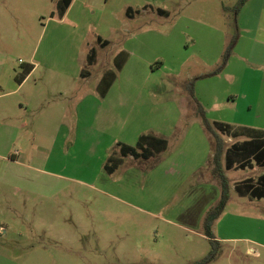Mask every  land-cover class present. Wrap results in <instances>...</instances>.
I'll list each match as a JSON object with an SVG mask.
<instances>
[{"label":"rangeland","instance_id":"374dc122","mask_svg":"<svg viewBox=\"0 0 264 264\" xmlns=\"http://www.w3.org/2000/svg\"><path fill=\"white\" fill-rule=\"evenodd\" d=\"M56 1L0 0V52L9 53L15 68L21 71V63L33 55L34 62L63 59L90 72L88 81L74 84L82 95L72 99L63 95H71L73 82L67 76L39 66L29 81L39 84L35 108L44 111L47 107L39 104L49 101L52 109L62 108L67 115L57 118L65 122L60 134L28 131L20 136L19 146L25 154L48 161L33 167L58 175L31 170L17 188L0 187V264H190L202 259L211 249L203 219L218 203L221 189L211 174V157L195 175L190 171L194 150L183 147L174 158L192 119L201 123L212 154V139L185 85L194 80L212 125L214 119H264L242 110L250 98L247 92L242 91L235 104L239 112L230 110L226 94L238 85L209 75L222 61L226 31L236 29L237 1L224 0L229 3L225 9L220 0H209L208 6L195 9L179 8L181 0H77V10L64 19L57 14ZM196 18L203 22L198 33L192 30ZM98 35L107 39V46L98 44ZM92 49L95 61L88 65ZM119 52L127 57L122 69L113 61ZM108 69L116 80L102 99L97 84ZM245 86L244 91L250 88ZM79 103L82 114L75 118L72 106ZM181 107L185 115L176 130L162 137L168 142L164 151L148 159L123 157L112 173L106 172L108 157L120 156L119 141L135 145L139 131L149 133L151 124L172 121ZM129 110V124H123ZM196 131L193 127L185 135L198 141ZM11 132L0 127V144L12 146ZM252 173L227 172L229 178ZM228 182L232 188L227 207L211 232L216 240L221 235L229 240L220 244L209 264H264V202L258 208L238 204L248 197H239L233 180ZM254 218L260 221L252 227ZM251 237H257L259 245L242 240ZM249 247L257 249L259 257L247 251Z\"/></svg>","mask_w":264,"mask_h":264},{"label":"crops","instance_id":"0c3cea01","mask_svg":"<svg viewBox=\"0 0 264 264\" xmlns=\"http://www.w3.org/2000/svg\"><path fill=\"white\" fill-rule=\"evenodd\" d=\"M236 1L237 0H234L232 2ZM109 2V0L105 1V3ZM111 2L113 3V1ZM220 2L223 4V8L228 9V1L220 0ZM76 3L77 0H72L64 16L60 19H64L65 17H67V15H69V13H71L72 10L75 9V7L77 10L78 6H76ZM186 5H193L195 9H200L201 7L208 6L209 0H181V3L178 5V7L185 8L184 6ZM84 6L86 7V5ZM193 22L194 23L192 26H195V29L192 30L198 33L197 26L201 25V23L203 22H201V18L193 19ZM235 26L236 29L234 31H230L229 33L226 31V36H224L223 38L225 41H227V45H225V43L221 45L222 48L220 52H224V56L231 40L235 38V42L230 51V55L219 73L213 75L215 77H224V79L228 80L230 83H235L238 85V87H235L234 91H232V89H229L226 94V99L224 102H226V105L231 106L230 110L239 112L235 108V104L238 102V97L240 96V94L242 95L243 91L249 93L250 98L249 100H246V98L244 97L246 103L242 110H244L245 108L246 112H251L253 110V117H255L256 119L264 118V0H247L238 11H235ZM97 37L100 38V40H98L97 38V42L100 46L105 47L108 45L107 39H102L99 35ZM119 54H123L124 58V62L122 64V67L120 68L122 69L126 64L125 62L127 61V57H125L126 55L124 54V52H119L115 55L113 59L114 62ZM9 58V53L0 52V127H6L8 130H12L9 139H11V137L12 139H14L12 141V146L10 147L7 141L0 144V187L4 185L8 188H17L18 182L21 179H24L31 170H35L44 174L49 172L46 170H41L40 168L33 167L34 163L42 165L46 164V162L48 161L44 160L43 158L37 159L25 154V151H23L19 146L21 141L20 136L24 137V135L28 131L32 133L38 130H52V132H59L60 134V132L65 128V122L63 120H58L57 118H62L64 115H67V112L62 108L52 109L49 105V101L39 104V106L41 105V108L47 107L44 111L38 110L39 107L35 108V100L39 93V84L36 79H34L31 84L29 83V81L32 79L39 66L49 69L54 73L64 75L65 77L67 76L69 77L70 81L73 82V84H71L69 88V90L71 91V95L68 93H65L63 95H68L72 99L76 98L77 93L80 92V90H78V92L76 93L75 88L77 86H75L74 84H78V86H80L84 82L88 81V79L90 78V72L86 71L84 73V71L81 70V64L75 63L73 61L68 62L63 59H60V61L56 63L47 61L34 62V56L31 55L28 61H23L21 64L23 66L26 64H31L33 68L29 75L21 83H18L15 77L18 73H20V71L18 68H15V66L11 64ZM255 67L256 69H253ZM108 71L113 70H105L102 74L100 82H98L97 84V94L102 99H104L108 95L116 80L115 76L110 87L106 91L101 92L100 83L103 79L104 74ZM210 74L212 75V73H209V75ZM203 76H206V74ZM62 85L63 83L60 86ZM245 85H249L250 88H246V90L244 91V89H241V87ZM197 87H194V94L196 93L195 98H197L198 103L201 102L199 104L204 109L205 115H207L206 113L208 112V106L203 101L202 97L198 95ZM61 90V88L58 89V92L60 94H62ZM79 95L81 96L82 93H79ZM183 99H185V97ZM198 99L200 101H198ZM72 108L74 111V114L72 116H74L75 118L80 117L82 114L81 103L72 106ZM130 112L131 111L129 110L126 116H124L123 124H129L131 116ZM184 115L185 109L181 107L176 111V113H174V115H172L174 118L172 121H167L160 124L158 123L157 125L151 124V126H148L153 128L150 129L153 133H143V131H139L136 134L134 143L137 142L138 137L142 134H153L158 137H170L176 130L178 122L183 118ZM214 122L228 124L230 126V132L236 135L235 137H222L223 139H226L224 140V142L226 143L227 147L231 146L234 143H240L242 141L248 140L251 137H264V119L262 123H247L246 121H237L235 119L232 121H217L214 119ZM74 123L75 124L73 127H76L78 122H76L75 120ZM186 127L187 129L182 131L181 139L175 146L176 151L174 152V158H176L177 154H180V151L177 150H182L183 147L191 148V150H194L193 155H196V158H194L195 165L190 171L193 175H195L198 172V169L205 164L208 156L211 157L212 154L210 153V146L208 142L209 140L208 138H206L205 134H203L204 131L202 132L203 127L201 123L196 122L195 119H192L189 123H187ZM193 127L198 129V131H196L198 141L192 139L190 135H188V137L185 135L188 134L190 130H193ZM30 139L35 142L34 137ZM41 140L47 142L49 139L41 137ZM119 142L134 146V144L126 143L125 141ZM32 145L35 146V143H33ZM13 146L16 147L14 152L11 151ZM171 159H173V157ZM260 169H262V171L259 173ZM245 170L252 171V176L242 177L235 174L234 176H231V178H229L227 174V172L229 171L237 172ZM224 171L228 181L232 179L235 185L247 180H251L253 183H255L259 176L264 175V167L256 165L246 169L233 168L231 170ZM20 173H22L23 176ZM49 173L53 174L54 177H57L58 175L56 172ZM229 187L232 188V185H229ZM238 196L241 198L248 197V200L246 202H239L238 200L237 201L238 204H244V206L250 205L251 208H258V206L260 207L259 203L264 202V197L258 199L249 197L248 195L242 196L238 194ZM226 207L227 205L225 206V208ZM257 221L260 220H258V218H254L253 222H251L250 225L252 227H255V223H257ZM1 230L2 225H0V231ZM227 240H229V238L225 237L224 235L218 237V242L220 244L222 242H226ZM242 240H244V242L255 245H259L260 243V240L257 237H251V239L245 238ZM250 249L256 251L257 255L254 256L259 257L260 253L257 249L249 247L247 251H249Z\"/></svg>","mask_w":264,"mask_h":264},{"label":"trees","instance_id":"16d2710c","mask_svg":"<svg viewBox=\"0 0 264 264\" xmlns=\"http://www.w3.org/2000/svg\"><path fill=\"white\" fill-rule=\"evenodd\" d=\"M247 0H237L235 4V11H238L241 6ZM72 0H57L56 9L57 14L62 18L68 9ZM157 12H162L161 9H157ZM100 40V38H98ZM235 38H233L222 58L220 66L212 72L213 74L219 73L226 63L230 51L234 45ZM103 45V44H102ZM95 49L90 51L87 57L88 65H91L95 61ZM124 62L123 54H119L115 59V65L118 69L122 67ZM33 66L31 64H26L22 67L20 73L15 77L18 83H21L31 72ZM211 75V74H210ZM116 74L113 71H108L104 74L103 79L100 83L101 92L106 91L111 83L113 82ZM185 90L190 99L196 103V113L202 119V124L206 132L210 134L212 139V156L210 159L211 174L215 179L218 180L221 194L218 203L208 211L203 219V226L205 229V235L208 237L211 249L209 253L202 259L192 262L190 264H209L216 259V256L220 249V243L212 235L211 228L216 220L221 216L228 200L230 197L229 182L225 176L224 170L235 169H246L251 168L254 165L264 167V137H251L248 140L242 141L240 143H234L227 147L221 134L231 135L235 137L236 135L230 132V126L225 123L214 122L213 125L207 120L205 116L204 109L197 102L194 94V80H190L185 85ZM214 127V128H213ZM219 132V133H218ZM167 147L166 139L162 137L155 136L153 134H142L138 137L137 142L134 146L119 143V154L120 156L111 155L107 159L105 164V170L107 173H112L118 165L123 163V157L131 156L134 159H148L156 154L161 153ZM223 159V160H222ZM224 161V165L223 162ZM235 191L239 195H248L252 198H263L264 197V175L258 177L257 181L253 183L251 180L238 183L234 186Z\"/></svg>","mask_w":264,"mask_h":264},{"label":"built area","instance_id":"2783aa9c","mask_svg":"<svg viewBox=\"0 0 264 264\" xmlns=\"http://www.w3.org/2000/svg\"><path fill=\"white\" fill-rule=\"evenodd\" d=\"M251 251H252V253H253L254 255H257L256 251H254V250H251Z\"/></svg>","mask_w":264,"mask_h":264}]
</instances>
